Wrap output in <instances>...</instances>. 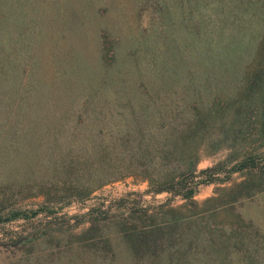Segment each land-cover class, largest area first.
Here are the masks:
<instances>
[{
  "label": "rangeland",
  "instance_id": "374dc122",
  "mask_svg": "<svg viewBox=\"0 0 264 264\" xmlns=\"http://www.w3.org/2000/svg\"><path fill=\"white\" fill-rule=\"evenodd\" d=\"M253 69L264 103V0H0V264H208L201 226L264 264L259 109L183 144ZM193 162L196 206L148 181Z\"/></svg>",
  "mask_w": 264,
  "mask_h": 264
},
{
  "label": "trees",
  "instance_id": "16d2710c",
  "mask_svg": "<svg viewBox=\"0 0 264 264\" xmlns=\"http://www.w3.org/2000/svg\"><path fill=\"white\" fill-rule=\"evenodd\" d=\"M252 76L254 78L253 82H247L242 84L243 88L241 91V94H243L245 98L244 101V97L239 101V103L236 105L235 103H229L226 101H223L222 99L218 98L215 100V102L213 103L214 108H211V110L208 113H205L204 116H202L200 113L195 114V120L192 123V129L185 134L184 136V142L183 144L189 139V138H195L197 135H199L203 129L204 126L206 125V123L212 122L215 119H218V116L220 115L221 111H225L226 109L229 108H233L236 106V114H241V111H247V110H255L257 111L259 109L260 112V121H261V128L262 130H264V103H262V100L260 99H255V97H251L252 94H254L256 87L259 85L258 83V79L260 78V73L257 72V70L253 69L252 71ZM253 98V99H252ZM185 145H183L184 147ZM180 154L182 156H180L181 159L183 160H187V162L190 163L189 161V156H191V154H188L185 156L184 153V148H182V151H180ZM243 166V165H242ZM187 173L189 174L190 178H189V182L188 183H184L182 184V182L180 181V179L178 177H172V179H169L171 177H167V176H163V177H158V178H162V179H157L154 177V179H152L151 177H149L148 181L152 184H156L158 187L157 189H155L154 191L156 192H162V191H168V192H172L173 195H179L181 197H185V199L188 201V203L190 205L196 206V202L193 199L198 185L200 182V179H196L197 176L196 175L198 172H196V167H194V162L193 164H190L189 167H187ZM209 171H213V168H208L205 169L201 172V174H205ZM210 180H215L213 177L209 178ZM170 180V181H169ZM206 181V180H204ZM209 181V180H208ZM187 182V181H185ZM250 180H247L245 182H242L240 184V186H244L246 185L245 183H250ZM251 184V183H250ZM153 186V185H152ZM247 186V185H246ZM187 221L191 220V218H195V215H188L187 216ZM179 218V217H177ZM215 229H210L206 232V235H204L205 229L204 227L201 226V228H199L197 230V232L191 230L190 233H188V239L189 236L191 238V240L189 241V246L191 247L192 245H196L195 248H193L194 250L197 248V241L196 239H198V243L201 244V246H198V249L196 250V252L199 254H205L206 256V261L209 262L208 264H212V262L218 264H225L223 262V260H225V262L227 264H233V262L228 258V256H225L224 258V253L226 252V249L231 245V244H223L220 243L221 239H214L213 237L215 236L214 233ZM152 231V230H150ZM145 232V231H144ZM189 232V231H188ZM207 236V238L205 237ZM159 244V243H158ZM188 246V247H189ZM234 246V245H232ZM235 247V246H234ZM192 249V247H191ZM250 250V249H249ZM228 255H231L228 253ZM243 260L245 261L243 264H253L254 261V256L252 257L250 255V253L248 252V248H245V252L243 255Z\"/></svg>",
  "mask_w": 264,
  "mask_h": 264
}]
</instances>
